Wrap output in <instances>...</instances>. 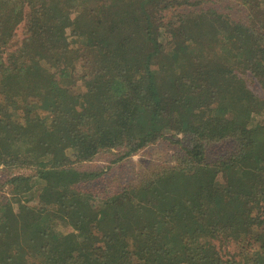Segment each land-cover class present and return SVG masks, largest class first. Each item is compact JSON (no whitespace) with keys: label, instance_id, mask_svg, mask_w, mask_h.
I'll list each match as a JSON object with an SVG mask.
<instances>
[{"label":"trees","instance_id":"obj_1","mask_svg":"<svg viewBox=\"0 0 264 264\" xmlns=\"http://www.w3.org/2000/svg\"><path fill=\"white\" fill-rule=\"evenodd\" d=\"M237 1L244 19L168 15L209 0H0V168L34 172L7 181L0 264H264V99L239 76L264 85V0ZM228 138L235 154L206 164ZM160 140L177 164L98 210L77 189L100 172L75 165Z\"/></svg>","mask_w":264,"mask_h":264},{"label":"rangeland","instance_id":"obj_2","mask_svg":"<svg viewBox=\"0 0 264 264\" xmlns=\"http://www.w3.org/2000/svg\"><path fill=\"white\" fill-rule=\"evenodd\" d=\"M207 7L216 8L217 11L228 15L230 20L244 19L247 15V10L243 8L237 0H209L208 3H201L198 6H182L181 8L171 11V14L192 13L204 10ZM240 78L245 83L246 87L259 98L264 99V85L253 77L252 75L239 74ZM231 117V116H228ZM236 118H238L236 116ZM237 150V144L233 139H225L219 142H210L205 144V159L204 162L208 165H214L218 162L228 160L232 157ZM116 150L111 153H101L91 162H87L80 165H75L79 169L87 171L100 172L98 178L91 182L79 183L77 189L86 191L92 194L93 200L92 206L95 210L99 204L98 199L103 200L105 197L115 194L117 191L128 186H134L144 175H149L155 168V165H165L167 162H171L172 165L177 164V159L184 155V152L180 150V147L173 141L160 140L138 152L133 157H129L123 161L115 164H111L114 159ZM19 174L31 175L34 174L32 170L28 169H16L9 167L0 168V201L6 202L7 199H11L12 186L7 181L13 176ZM226 181L225 172L218 173L212 179L214 187L219 188L224 185ZM38 181H34L35 184ZM30 206H36L37 212L35 217L39 218L43 215L39 212L41 204L37 202L36 197L31 199ZM222 202V197L217 198V203ZM14 210L16 205L13 204ZM62 232H69L70 228L62 223ZM261 228L258 227L255 234L248 235L244 240L246 245H259L260 243ZM247 234L244 235V237ZM239 240L238 238L236 239Z\"/></svg>","mask_w":264,"mask_h":264}]
</instances>
